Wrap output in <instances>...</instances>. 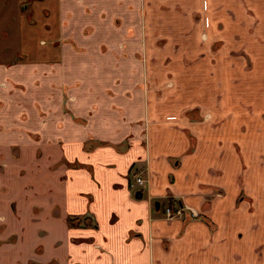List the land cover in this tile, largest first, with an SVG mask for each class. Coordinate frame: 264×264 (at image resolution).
I'll use <instances>...</instances> for the list:
<instances>
[{"label": "crops", "instance_id": "1", "mask_svg": "<svg viewBox=\"0 0 264 264\" xmlns=\"http://www.w3.org/2000/svg\"><path fill=\"white\" fill-rule=\"evenodd\" d=\"M0 264H264V0H0Z\"/></svg>", "mask_w": 264, "mask_h": 264}, {"label": "built area", "instance_id": "2", "mask_svg": "<svg viewBox=\"0 0 264 264\" xmlns=\"http://www.w3.org/2000/svg\"><path fill=\"white\" fill-rule=\"evenodd\" d=\"M136 184L139 187L144 186L145 185V179H143L140 176L136 177ZM188 210H189V207H185V206H178L175 210H172L170 207H167L165 209V217L167 219H173L176 217L185 218ZM194 216L195 215H193V217Z\"/></svg>", "mask_w": 264, "mask_h": 264}, {"label": "flooded vegetation", "instance_id": "3", "mask_svg": "<svg viewBox=\"0 0 264 264\" xmlns=\"http://www.w3.org/2000/svg\"><path fill=\"white\" fill-rule=\"evenodd\" d=\"M168 86H173V83H171L170 84V82L168 83ZM138 177V176H137ZM141 177V176H140ZM143 178V177H142ZM143 179H145V185L146 184H148V180L146 179V178H143ZM137 189L138 188H142V187H144V186H141V187H139V186H137V184H136V179H135V183L133 184ZM141 190V189H140ZM139 192H141V191H139ZM142 193V192H141ZM178 206H185L183 203H177V207ZM167 207H170L172 210H175L177 207H175V208H172L171 206H167ZM166 207V208H167ZM185 207H189V210L187 211V213H186V217L184 218V219H186L187 217H191V218H193V215H195V216H197V213L195 212V210L194 209H192L190 206H188V205H186ZM165 208V209H166ZM192 210V211H191ZM189 215V216H188ZM164 216H165V211H164Z\"/></svg>", "mask_w": 264, "mask_h": 264}, {"label": "trees", "instance_id": "4", "mask_svg": "<svg viewBox=\"0 0 264 264\" xmlns=\"http://www.w3.org/2000/svg\"><path fill=\"white\" fill-rule=\"evenodd\" d=\"M189 218H190V217H189ZM193 218H194V217H193ZM76 219L78 220L79 223L85 222V220H86L85 217H84V218L77 217ZM71 223H73V222L71 221Z\"/></svg>", "mask_w": 264, "mask_h": 264}, {"label": "water", "instance_id": "5", "mask_svg": "<svg viewBox=\"0 0 264 264\" xmlns=\"http://www.w3.org/2000/svg\"><path fill=\"white\" fill-rule=\"evenodd\" d=\"M136 196H137V197L142 196V193H141V192H137V193H136Z\"/></svg>", "mask_w": 264, "mask_h": 264}, {"label": "rangeland", "instance_id": "6", "mask_svg": "<svg viewBox=\"0 0 264 264\" xmlns=\"http://www.w3.org/2000/svg\"><path fill=\"white\" fill-rule=\"evenodd\" d=\"M172 83V81H170V84Z\"/></svg>", "mask_w": 264, "mask_h": 264}]
</instances>
